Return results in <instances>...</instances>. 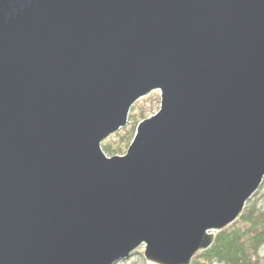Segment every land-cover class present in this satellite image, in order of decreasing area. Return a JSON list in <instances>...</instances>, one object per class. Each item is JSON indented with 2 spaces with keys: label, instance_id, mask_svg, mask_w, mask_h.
I'll return each mask as SVG.
<instances>
[{
  "label": "water",
  "instance_id": "obj_1",
  "mask_svg": "<svg viewBox=\"0 0 264 264\" xmlns=\"http://www.w3.org/2000/svg\"><path fill=\"white\" fill-rule=\"evenodd\" d=\"M263 176L264 0H0V264H188Z\"/></svg>",
  "mask_w": 264,
  "mask_h": 264
},
{
  "label": "trees",
  "instance_id": "obj_2",
  "mask_svg": "<svg viewBox=\"0 0 264 264\" xmlns=\"http://www.w3.org/2000/svg\"><path fill=\"white\" fill-rule=\"evenodd\" d=\"M149 93L131 105L128 114V117L131 118L130 128L125 130L124 133L117 131L109 135L106 140L107 145L103 148L104 152L110 150L108 149L110 144H118V140L119 142L123 140L127 143L130 142L137 123L158 109L159 92L152 91V93ZM149 96L151 97L149 98ZM114 135H117V137L113 138ZM109 138L113 139L108 140ZM111 151L117 153L114 149ZM237 220L242 221L240 226L235 225V228L230 231L226 229L227 227L217 231L213 235L211 244L200 249L197 258L191 260L188 264H213L214 262L222 264H256L251 260V256L264 246V211L258 213L251 206L243 211Z\"/></svg>",
  "mask_w": 264,
  "mask_h": 264
},
{
  "label": "rangeland",
  "instance_id": "obj_3",
  "mask_svg": "<svg viewBox=\"0 0 264 264\" xmlns=\"http://www.w3.org/2000/svg\"><path fill=\"white\" fill-rule=\"evenodd\" d=\"M150 93H152V91ZM151 96H149V98ZM158 102H159V100H158ZM155 111H157V110H155ZM151 114H153V113H151ZM133 118H134V116H133ZM130 121H131V118L128 117L126 124L123 127H121L120 129H118L117 131L119 133H124L125 130L130 128V125H131V123L129 124ZM116 137H117V135L113 136V138H116ZM107 138L102 140L101 143H100V146H101L102 149L105 148V145H107V142H106ZM113 138H109L108 140H112ZM130 142L127 143V141H125V140H123L122 142H119V140H118V144L117 143L110 144V146L108 148L110 150H106L105 153L108 156H111L113 154H123V153H125V151H126L128 145L130 144ZM112 149H114V151L117 152V153H112V151H111ZM251 206H253L255 208V210L258 211V213L264 211V176L262 178L261 183L258 185L257 189L255 190V192L246 200V202L244 204V207L242 208V211L239 214V216L237 217V219H239V217L243 213V211L249 209ZM237 219H235V220H237ZM234 221L231 222L230 224H228L227 226L223 227V228L227 227L226 229H228L230 231V230L235 228L234 227L235 225L240 226L242 224V221H240V220H237L235 222ZM217 231H219V230L215 229V230H212V232L211 231H208V232L212 233V234H215ZM143 251H144V248H143L142 245H140L134 251H132L131 255H129L127 258H124V259L118 261L115 264H150L145 259ZM198 253H196L191 259L192 260L196 259L197 256L199 255ZM251 260H253V262H255L256 264H264V251L263 250L257 251L256 254L251 256ZM213 264H222V263L214 262Z\"/></svg>",
  "mask_w": 264,
  "mask_h": 264
},
{
  "label": "bare ground",
  "instance_id": "obj_4",
  "mask_svg": "<svg viewBox=\"0 0 264 264\" xmlns=\"http://www.w3.org/2000/svg\"><path fill=\"white\" fill-rule=\"evenodd\" d=\"M159 98H160V95H159ZM104 151V150H103ZM132 253V252H131ZM144 257H145V255H144ZM145 259L150 263V264H157V263H152V262H150L146 257H145ZM192 260V259H191ZM191 262V261H190Z\"/></svg>",
  "mask_w": 264,
  "mask_h": 264
}]
</instances>
